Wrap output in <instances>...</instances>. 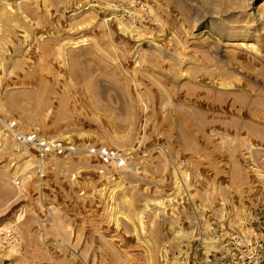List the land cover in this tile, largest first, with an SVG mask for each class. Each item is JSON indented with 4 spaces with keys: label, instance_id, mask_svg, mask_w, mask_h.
<instances>
[{
    "label": "rangeland",
    "instance_id": "374dc122",
    "mask_svg": "<svg viewBox=\"0 0 264 264\" xmlns=\"http://www.w3.org/2000/svg\"><path fill=\"white\" fill-rule=\"evenodd\" d=\"M0 115L76 148L42 160L0 120V264L264 241V0H0Z\"/></svg>",
    "mask_w": 264,
    "mask_h": 264
},
{
    "label": "built area",
    "instance_id": "2783aa9c",
    "mask_svg": "<svg viewBox=\"0 0 264 264\" xmlns=\"http://www.w3.org/2000/svg\"><path fill=\"white\" fill-rule=\"evenodd\" d=\"M0 120L4 125L3 132L6 136L14 138L22 144L35 145L42 160L52 152L70 157L76 151L74 145H65L58 140L41 137L37 133L23 132L15 119H6L0 115ZM90 152L99 155L105 162H115L119 165L125 163L122 154L114 149L93 147ZM247 239L239 247L232 246L228 252L215 259L212 264H264V241L254 237ZM227 245L229 246V244Z\"/></svg>",
    "mask_w": 264,
    "mask_h": 264
}]
</instances>
